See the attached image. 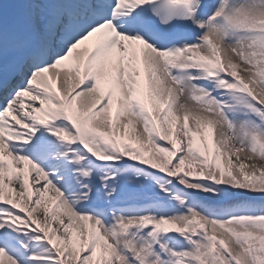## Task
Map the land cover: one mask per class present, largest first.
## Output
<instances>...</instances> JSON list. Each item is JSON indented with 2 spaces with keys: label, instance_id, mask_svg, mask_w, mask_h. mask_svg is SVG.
<instances>
[{
  "label": "snow or ice",
  "instance_id": "obj_1",
  "mask_svg": "<svg viewBox=\"0 0 264 264\" xmlns=\"http://www.w3.org/2000/svg\"><path fill=\"white\" fill-rule=\"evenodd\" d=\"M0 264H264V0H0Z\"/></svg>",
  "mask_w": 264,
  "mask_h": 264
}]
</instances>
